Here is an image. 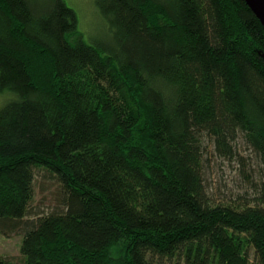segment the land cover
Instances as JSON below:
<instances>
[{
  "label": "trees",
  "instance_id": "trees-1",
  "mask_svg": "<svg viewBox=\"0 0 264 264\" xmlns=\"http://www.w3.org/2000/svg\"><path fill=\"white\" fill-rule=\"evenodd\" d=\"M97 4L112 43L66 0H0V232L22 235L0 264H264L259 18L245 0ZM213 158L241 189L215 195Z\"/></svg>",
  "mask_w": 264,
  "mask_h": 264
},
{
  "label": "rangeland",
  "instance_id": "rangeland-1",
  "mask_svg": "<svg viewBox=\"0 0 264 264\" xmlns=\"http://www.w3.org/2000/svg\"><path fill=\"white\" fill-rule=\"evenodd\" d=\"M97 1L66 0L68 5L76 10L79 30L83 32L87 42L93 44L112 43L113 40L108 26L109 23L100 13ZM101 50L103 52L106 51L104 49ZM1 95L0 104H2L5 96L3 95L1 97ZM208 169L209 180L211 182L210 186H212L215 195H230L232 192L235 193L241 189L242 179L239 174L238 165L235 162L213 158ZM44 182L47 186L43 188ZM36 185L34 206H39L45 211L49 210L48 208L54 203L52 191L56 187L54 186L53 180L46 179L44 181V178L39 174ZM21 244V234L5 235L0 232V252L2 254L10 257H20Z\"/></svg>",
  "mask_w": 264,
  "mask_h": 264
},
{
  "label": "water",
  "instance_id": "water-1",
  "mask_svg": "<svg viewBox=\"0 0 264 264\" xmlns=\"http://www.w3.org/2000/svg\"><path fill=\"white\" fill-rule=\"evenodd\" d=\"M248 6L253 10L264 28V0H245Z\"/></svg>",
  "mask_w": 264,
  "mask_h": 264
}]
</instances>
